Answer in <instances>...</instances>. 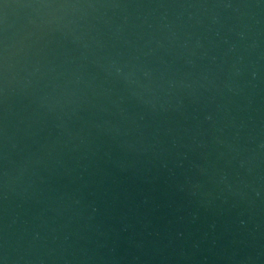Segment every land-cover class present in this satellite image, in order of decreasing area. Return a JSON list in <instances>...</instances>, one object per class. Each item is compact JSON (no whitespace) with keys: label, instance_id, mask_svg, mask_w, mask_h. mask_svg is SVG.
Listing matches in <instances>:
<instances>
[{"label":"water","instance_id":"1","mask_svg":"<svg viewBox=\"0 0 264 264\" xmlns=\"http://www.w3.org/2000/svg\"><path fill=\"white\" fill-rule=\"evenodd\" d=\"M0 264H264V0H0Z\"/></svg>","mask_w":264,"mask_h":264}]
</instances>
